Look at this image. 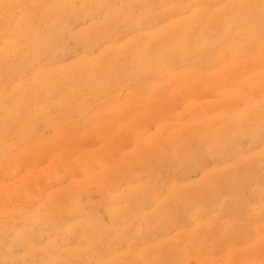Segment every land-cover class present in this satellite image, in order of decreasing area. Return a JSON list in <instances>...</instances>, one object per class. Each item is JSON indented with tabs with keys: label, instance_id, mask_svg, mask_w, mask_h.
I'll return each mask as SVG.
<instances>
[{
	"label": "bare ground",
	"instance_id": "obj_1",
	"mask_svg": "<svg viewBox=\"0 0 264 264\" xmlns=\"http://www.w3.org/2000/svg\"><path fill=\"white\" fill-rule=\"evenodd\" d=\"M131 1L38 0V17L29 19L13 11L21 0H0V167L14 165L12 150L31 142L40 123L56 131L61 125L83 128L125 109L115 93L122 87L131 101L144 94L149 106L173 90L183 101L228 83L241 103L216 102L188 126L170 121L167 138L158 131L143 139V151L99 163L104 169L86 175L84 184H71L64 198L55 192L40 200L26 195L19 207H5L22 226L14 230L17 241L6 248L2 264H190L193 255L197 264H217L226 252L218 232L226 243L250 240L242 264H264V175L256 171L264 167L260 0H137L142 8L136 23L121 8L129 10ZM94 13L103 20L69 31L71 14L92 19L86 14ZM151 15L158 17L151 21ZM125 27L131 34L121 38ZM67 34L83 44V54L51 69L37 65L47 47L65 46ZM205 76L211 84H203ZM15 77L20 81L6 92ZM244 138L259 149L245 150ZM247 160L253 168L243 167ZM195 168L203 170L200 180L181 174ZM248 188L255 206L243 197ZM7 189L16 192L15 186ZM31 199L41 204L27 206ZM215 210L224 218L217 229ZM245 215L253 218L245 221ZM2 219L1 225L10 224ZM37 220H51L47 242L38 241ZM41 223L49 230V223ZM18 241L20 253L13 251Z\"/></svg>",
	"mask_w": 264,
	"mask_h": 264
},
{
	"label": "rangeland",
	"instance_id": "obj_2",
	"mask_svg": "<svg viewBox=\"0 0 264 264\" xmlns=\"http://www.w3.org/2000/svg\"><path fill=\"white\" fill-rule=\"evenodd\" d=\"M37 1L38 0H21L20 4L22 5H14L13 11H23V14H26L27 16H25L29 19L38 17L39 5L42 2L38 3ZM159 1L164 2L165 0ZM129 6V10L123 5L121 8L125 13L128 11L132 14L133 21L136 23L142 5L137 0H134ZM158 14H160V12H158ZM74 15L75 14H71L67 19L69 20V31L73 30V32L90 25L91 21L100 22L104 18V15L96 13L86 14V16H93L92 19L82 14L77 19H73ZM154 17L158 16L151 15L149 19L154 21ZM1 21L4 22L0 19V23ZM125 28L123 29L124 33L122 31V35L120 34L121 38H123L124 35L131 34L130 29ZM126 30L128 31L125 32ZM63 41L65 42V46L64 44H59L58 47L52 50L51 46L47 47L48 50L41 55V59L39 61L36 59L34 63L37 61V65H43L44 68L51 69V67L57 64H69L72 60L83 54V44L76 40V38H72L71 35L67 34L63 38ZM52 53L56 54V56H52ZM23 79L29 80L28 73L24 74ZM19 81L20 77H15L4 90L8 92L11 87ZM203 82H205L203 84H211V77L209 79V76H205ZM227 85L228 83L214 85L212 86L213 90L210 89L202 94H196L195 97H191L192 95H185L186 100L184 98L183 101L181 99L183 97H180L181 92L173 90L171 96L161 100H152L149 106L146 103L147 99L143 96L144 94L135 96L136 99L131 101L128 88L122 87L117 89L115 93L119 96L120 104L126 103V108L117 110L115 113L105 114L103 120L95 125L83 128L61 125L59 130L56 131L51 128V126L40 123L34 128L37 134L33 132L34 139H32L31 142L24 146L19 145L12 150L14 153L12 159L15 158L14 165L11 166L9 163H5L6 165L0 167V218L10 223L8 226L0 224V226H3V228L0 229V256H2L0 264H2V259H4L3 256L7 253L6 248L17 241L13 237L14 230L22 226L21 220H16L15 217L10 219L11 215L5 207H19L21 204L18 201L21 200L24 202L27 197L26 195L40 200L41 198H47L51 192H55L59 193L61 197L64 198V193L69 192L70 186L72 187L71 184H84L85 180L88 179L85 178L86 175L97 176L99 172L104 169L99 163L107 162L104 165L117 163L123 155L127 154L130 156L137 150L143 151L148 144L146 140L143 139L146 136L158 135V131H161L160 138H167V125H169L170 121L177 120L178 127L179 124L188 126L192 122L198 123L203 115L209 113L217 106L216 102L221 103L223 101L225 104H229V106H231L232 103H241V101H239L241 99L232 98L235 95L233 93L235 88L232 86L228 88ZM246 93L247 92H243L242 95L247 97L248 95H246ZM189 102L195 104L193 109L189 108ZM192 111L194 112L191 113ZM196 115L198 118L193 120ZM54 137H58V140L51 141ZM58 141L60 142L58 143ZM160 142V144L163 145V140L160 139ZM242 146L245 150L249 151L259 149V146H250V142L246 138L243 139ZM246 157L247 156L244 158ZM204 166L205 169L209 171L212 164L208 162L204 164ZM243 167L253 168V164L250 160H247ZM12 169L14 170L11 174L3 173ZM256 171L264 175V167ZM202 173L203 170L201 168L189 169L181 172L186 180L191 182L200 180L203 175ZM178 176L179 174L176 175V180ZM10 186H15L16 192L8 190L7 188ZM249 189L250 188L243 191V197L248 200L252 197ZM94 198H97L96 194H94ZM227 201L229 202L230 199L227 198ZM31 202L37 201L31 199L29 203ZM40 204V202L31 203V205L27 206L37 207V205ZM250 204L255 206L256 201L251 199ZM1 212H5V214H1ZM213 214L218 218V221L215 222L218 223V225L215 226L217 229L224 218L220 210H215ZM250 218L252 219L253 215H245V221H248ZM42 221L50 224L49 230L43 229ZM48 221L49 220H37L36 223H34V226H37L36 229L38 233H40L38 236L39 242H47L51 239V220ZM64 223L65 222L56 223L55 225H63ZM30 227L31 225L27 229ZM218 230H221V228ZM220 234L221 232L217 233V240L222 242L219 243L220 247L222 248L223 246V250L226 252L220 255L218 254L217 264H242L246 257L245 249L250 245V240L236 239L235 241H227L226 243L224 242L225 238ZM20 242L21 241H18L13 246V251L19 253L22 251V247L19 245ZM262 250L263 251L259 254L264 260V246ZM165 262L167 263L168 261ZM189 263L197 264L195 255L190 258Z\"/></svg>",
	"mask_w": 264,
	"mask_h": 264
},
{
	"label": "snow or ice",
	"instance_id": "obj_3",
	"mask_svg": "<svg viewBox=\"0 0 264 264\" xmlns=\"http://www.w3.org/2000/svg\"><path fill=\"white\" fill-rule=\"evenodd\" d=\"M260 7H261V12H262V25H264V0H260Z\"/></svg>",
	"mask_w": 264,
	"mask_h": 264
}]
</instances>
